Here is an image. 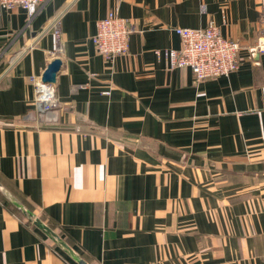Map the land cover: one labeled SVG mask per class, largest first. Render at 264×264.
Returning <instances> with one entry per match:
<instances>
[{
    "label": "crops",
    "instance_id": "crops-1",
    "mask_svg": "<svg viewBox=\"0 0 264 264\" xmlns=\"http://www.w3.org/2000/svg\"><path fill=\"white\" fill-rule=\"evenodd\" d=\"M259 1L0 8V264H264ZM109 12L132 32L106 61L91 36ZM209 22L240 46L227 77L196 83L155 54ZM53 59L58 124L24 123Z\"/></svg>",
    "mask_w": 264,
    "mask_h": 264
},
{
    "label": "built area",
    "instance_id": "built-area-1",
    "mask_svg": "<svg viewBox=\"0 0 264 264\" xmlns=\"http://www.w3.org/2000/svg\"><path fill=\"white\" fill-rule=\"evenodd\" d=\"M41 2L42 0H0V8L5 11L21 8L30 19ZM258 9L264 31V0L259 1ZM55 22L52 24V27L54 26L52 33L58 45L60 33L55 27ZM173 30L179 37L180 48L163 52L155 51L157 56L163 55L169 69L189 68L196 83H201L205 79L218 78V76L227 77L237 69L239 44L224 38L212 22L201 29L174 28ZM94 32L91 43L96 53L106 61H111L127 52V39L132 31L126 20L117 16L115 12H109L105 18L98 20L95 23ZM249 52H264V36L261 42L249 48ZM29 80L34 83L33 110L25 114L22 121L34 123L37 127L57 125L59 121L57 111L60 103L55 95L54 85L43 84L40 79L33 76L29 77Z\"/></svg>",
    "mask_w": 264,
    "mask_h": 264
},
{
    "label": "water",
    "instance_id": "water-1",
    "mask_svg": "<svg viewBox=\"0 0 264 264\" xmlns=\"http://www.w3.org/2000/svg\"><path fill=\"white\" fill-rule=\"evenodd\" d=\"M61 61L60 59H53L49 62L48 66L44 70L43 74L40 77V81L44 84H55L56 76L61 68Z\"/></svg>",
    "mask_w": 264,
    "mask_h": 264
}]
</instances>
